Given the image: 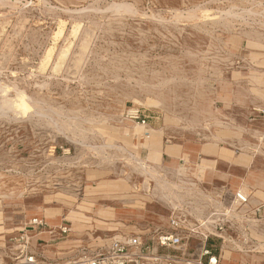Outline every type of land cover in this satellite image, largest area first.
Instances as JSON below:
<instances>
[{"label": "rangeland", "instance_id": "374dc122", "mask_svg": "<svg viewBox=\"0 0 264 264\" xmlns=\"http://www.w3.org/2000/svg\"><path fill=\"white\" fill-rule=\"evenodd\" d=\"M263 15L264 0H0V264H17L6 233L36 215L71 226L92 207L119 211L115 230L89 223L63 252L96 250L109 233L151 237L172 212L197 223L204 194L224 182L184 161H147L136 132L207 141L221 128L238 154L262 149ZM238 257L258 264L264 250Z\"/></svg>", "mask_w": 264, "mask_h": 264}, {"label": "built area", "instance_id": "2783aa9c", "mask_svg": "<svg viewBox=\"0 0 264 264\" xmlns=\"http://www.w3.org/2000/svg\"><path fill=\"white\" fill-rule=\"evenodd\" d=\"M127 118L139 127L147 126V117L139 109L128 110ZM204 198L206 210H201L197 223L190 224L172 212L167 231L148 238L140 233H109L96 250L78 244L61 251L56 245L66 241L71 226L63 217L59 224H53L45 216L36 215L16 232L6 233L14 255L11 260L17 264H220V253L226 248L240 254L264 250L251 235L254 231L264 234V200L253 199L252 193L241 186L230 194L227 185L206 191ZM186 226L187 233L182 229ZM193 241L198 247L191 252L188 246ZM47 246L49 250L42 249Z\"/></svg>", "mask_w": 264, "mask_h": 264}, {"label": "crops", "instance_id": "0c3cea01", "mask_svg": "<svg viewBox=\"0 0 264 264\" xmlns=\"http://www.w3.org/2000/svg\"><path fill=\"white\" fill-rule=\"evenodd\" d=\"M146 134H149L148 137L145 136ZM136 135H139L136 138L137 155L147 159V161H154V163L157 164L165 161H184L188 166H191V168L194 166L199 167V170L203 172V181L224 182L223 185L225 182L229 183L230 185H226L230 190V194L241 186L248 192L252 193L253 199L264 200V158H262L264 157V147L256 150L255 144H249L243 153L238 154V152H236L238 139L234 137V135H236L235 132H229L220 128L219 132L215 133V135L220 137L207 141H172L166 139L163 132H155L154 130L150 132L146 131V129L136 132ZM256 151L260 152L258 156ZM225 165L231 166L234 170H239L240 168L243 171H247L243 177L233 179L232 177L230 178L229 174H226L219 169L220 166ZM109 194L113 199L116 198V193L109 192ZM111 203H105L102 207L99 206L95 209L92 207L91 210L85 212L86 214H84V217H81L83 222L79 221L74 222L75 224H73V222L68 219L72 223L71 229L73 232H71L70 235L73 233L76 234L80 231L78 228L88 226L87 224L89 223L92 225L96 224L105 226L104 228L99 227L101 229L115 230L116 228L114 226H116L117 223H114V221L116 214H119V211H116ZM90 215H101L102 218L95 219L90 217ZM45 217L50 221L47 216ZM56 224L59 223L56 222ZM251 235L257 243L264 245V234L254 231L251 232ZM44 238L48 239V236L45 235ZM34 241L35 239L33 242ZM73 244H75V241L72 239L67 242H60L56 247L63 249V246ZM49 248L50 247L47 246L42 249L49 250ZM37 250L38 249H36V251ZM236 254L238 256L240 255L239 253ZM220 255V264H243L242 262H239V257L237 255L230 253L229 251H222ZM257 263L264 264V260H259Z\"/></svg>", "mask_w": 264, "mask_h": 264}, {"label": "bare ground", "instance_id": "6f19581e", "mask_svg": "<svg viewBox=\"0 0 264 264\" xmlns=\"http://www.w3.org/2000/svg\"><path fill=\"white\" fill-rule=\"evenodd\" d=\"M257 6H258V5H257ZM243 11H245V10H243ZM231 13H232V12H231ZM233 13H234V12H233ZM235 13H236V12H235ZM252 14H253V13H252ZM259 15H260V14H259ZM263 16H264V15H263ZM229 17H230V16H229ZM242 17H243V16H242ZM253 17H254V16H253ZM226 18H227V17H226ZM256 18H257V17H256ZM234 19H235V17H234ZM259 19H260V18H259ZM263 21H264V20H263ZM260 22H261V21H260ZM77 27H78V26H77ZM75 31H76V29H75ZM73 32H74V31H73ZM250 33H251V32H250ZM251 36H252V35H251ZM255 36H256V35H255ZM259 36H260V35H259ZM259 36L257 35L256 37L259 38ZM253 37H254V36H253ZM255 39H257V38H255ZM67 50H68V49L63 50L61 54L64 55V54L67 52ZM61 58H62V57H61ZM191 185H192V184H191ZM187 187H188V186H187ZM189 187H190V186H189ZM192 187H194V186H192ZM172 189H173V188H172ZM178 189H179V188H178ZM165 190H166V189H165ZM166 191H167V190H166ZM162 192H163V191H162ZM165 193H166V192H165ZM170 193H171V192H170ZM162 194H163V193H162ZM166 195H167V193H166ZM166 195L162 196V198H163V199H167V196H169V195H167V196H166ZM173 195H174V194H173ZM173 195H172V196H173ZM171 198H172V197H171ZM169 199H170V198H169ZM189 200H190V199H189ZM167 201H168V200H167ZM193 202H194V201H193ZM169 203H170V202H169ZM172 203H174V202H172ZM186 203H187V202H186ZM189 205H190V204H189ZM193 205H196V203H195V204L193 203ZM190 209H191V208H190ZM187 213H188V212H187ZM188 215H189V214H188Z\"/></svg>", "mask_w": 264, "mask_h": 264}]
</instances>
